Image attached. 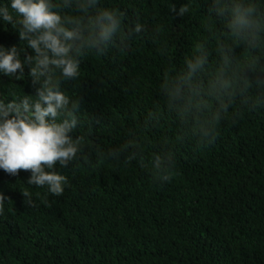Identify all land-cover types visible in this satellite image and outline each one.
Wrapping results in <instances>:
<instances>
[{
    "label": "trees",
    "instance_id": "trees-1",
    "mask_svg": "<svg viewBox=\"0 0 264 264\" xmlns=\"http://www.w3.org/2000/svg\"><path fill=\"white\" fill-rule=\"evenodd\" d=\"M106 2L129 19L165 23L169 55L137 38L123 50L86 57L79 85H64L82 97L84 113L101 121L100 145L139 129L160 75L181 63L199 30L195 16L168 12L171 0ZM182 2L172 0L177 9ZM18 44L11 26L0 25V45ZM12 83L33 94L30 78ZM63 172V195L45 204L43 188L23 184L29 172L13 177L0 170V191L11 199L0 214V264H264V109L225 121L210 145L177 146L176 173L167 183L135 163ZM25 189L35 206H26Z\"/></svg>",
    "mask_w": 264,
    "mask_h": 264
},
{
    "label": "clouds",
    "instance_id": "clouds-1",
    "mask_svg": "<svg viewBox=\"0 0 264 264\" xmlns=\"http://www.w3.org/2000/svg\"><path fill=\"white\" fill-rule=\"evenodd\" d=\"M205 3L204 11L199 0H183L177 9L171 0L168 12L199 21L193 45L160 75L156 102L139 129L100 145L101 121L84 113L82 97L64 85H79L86 57L123 50L137 38L168 56L166 24L129 19L106 0H0V25L19 37L18 45H0V78L9 80H0V170L13 177L29 172L23 184L43 188L45 204L63 195L69 183L63 170L72 165L135 163L154 182L167 183L176 173L177 146L210 145L225 121L264 109V0ZM28 78L33 94L12 83ZM21 194L35 206L31 192ZM9 200L0 191V214Z\"/></svg>",
    "mask_w": 264,
    "mask_h": 264
}]
</instances>
